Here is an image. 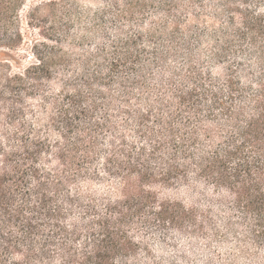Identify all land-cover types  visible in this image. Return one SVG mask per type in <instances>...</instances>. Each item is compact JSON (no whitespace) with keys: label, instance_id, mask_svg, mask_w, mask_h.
<instances>
[{"label":"trees","instance_id":"16d2710c","mask_svg":"<svg viewBox=\"0 0 264 264\" xmlns=\"http://www.w3.org/2000/svg\"><path fill=\"white\" fill-rule=\"evenodd\" d=\"M109 1L113 15H143L149 5L157 14L179 15L182 2L124 0L120 9L121 0ZM238 11L246 15L243 25L232 17L206 56L221 73L194 67L203 35L182 31L178 18L148 58L139 35H119L103 63L89 58L79 79L44 97L43 107L51 108L44 130L18 118L21 92L50 71L46 56L19 74L2 71L0 61V264H147L139 259L148 252L139 231L151 227L194 238L233 235L264 250V20ZM6 12L0 0V45L7 40ZM237 53L248 67L232 63ZM168 57H181L186 75L170 71ZM153 64L171 73L170 87L159 89L166 92L154 106L147 101L145 109H133V100L143 104L134 92L146 87L143 74ZM113 85L135 139L112 137L99 172L96 134L114 126L93 114L114 106ZM95 180H115V192L82 191ZM194 183L205 189L204 205L159 193ZM215 207L226 213L219 221Z\"/></svg>","mask_w":264,"mask_h":264},{"label":"rangeland","instance_id":"374dc122","mask_svg":"<svg viewBox=\"0 0 264 264\" xmlns=\"http://www.w3.org/2000/svg\"><path fill=\"white\" fill-rule=\"evenodd\" d=\"M230 6L223 0H182L179 15H162L153 11L152 6L146 8L142 15H113L115 9L108 5L109 0H2L8 18L7 40L0 45V61L2 71L21 73L37 62V55L46 56L50 71L44 75L38 87L22 91L23 116L18 120L33 128L44 130L47 117L51 111L43 99L60 93L63 83H72L81 75V65L89 58H99L111 53L112 41L121 36L139 35V43L148 58L159 40L166 39L167 33L173 29V21L178 18L181 30L198 31L203 35L199 44L198 56L194 57V67L205 74L216 76L222 72L219 64L211 62L206 56L215 41L214 34L225 30L233 17L238 27L243 25L244 17L238 11L248 9L256 15L250 18L264 20V0H229ZM124 0L119 2L123 9ZM235 13V15H232ZM182 14V15H181ZM260 18V21L262 20ZM258 20V19H257ZM156 35L158 40L150 36ZM235 54V53H234ZM232 63L248 67L250 62L241 53ZM142 56V59L146 57ZM233 59V57H232ZM147 62V61H146ZM183 59L168 57L167 65L175 75H186ZM146 87L136 89L131 102L133 109H145L147 101L155 105L162 87L169 88L170 72H165L160 64H153L148 72L143 74ZM175 77V76H173ZM177 77V76H176ZM173 79V78H172ZM171 79V80H172ZM178 79V77H177ZM176 82V79H174ZM111 95L115 104L111 109L98 111L94 119L108 117L113 124L112 132L104 128L97 132L98 144L93 155V165L97 171L103 172V149L112 137L124 134L126 139L134 141V122L123 115L119 106V92L116 86H111ZM133 111V110H132ZM115 180L104 183L95 180L94 183L83 184L82 191H90L100 196L103 193H114ZM203 185L194 183L190 187L175 186L159 189L162 197H171L183 201L187 205H204L206 203ZM217 221L226 213L220 207L214 208ZM140 239L146 245L148 252L142 253L139 259L147 264H264V250L251 245L238 243L233 235L223 240L206 237H189L176 230L162 231L154 227L143 228Z\"/></svg>","mask_w":264,"mask_h":264}]
</instances>
